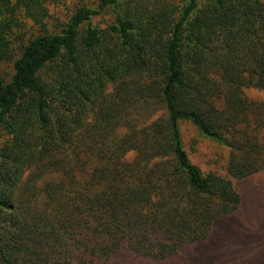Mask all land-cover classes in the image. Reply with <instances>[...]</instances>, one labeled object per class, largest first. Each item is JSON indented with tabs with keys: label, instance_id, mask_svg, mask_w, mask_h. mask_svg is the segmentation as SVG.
I'll list each match as a JSON object with an SVG mask.
<instances>
[{
	"label": "trees",
	"instance_id": "1",
	"mask_svg": "<svg viewBox=\"0 0 264 264\" xmlns=\"http://www.w3.org/2000/svg\"><path fill=\"white\" fill-rule=\"evenodd\" d=\"M248 90H264V0H0V264L207 241L264 171ZM185 124L229 150L225 174L192 160Z\"/></svg>",
	"mask_w": 264,
	"mask_h": 264
},
{
	"label": "rangeland",
	"instance_id": "2",
	"mask_svg": "<svg viewBox=\"0 0 264 264\" xmlns=\"http://www.w3.org/2000/svg\"><path fill=\"white\" fill-rule=\"evenodd\" d=\"M107 17L95 23L105 25ZM251 98L264 101V90H248ZM185 144L192 160L205 172L226 173L229 150L221 144L197 136L185 124ZM195 149L191 151V147ZM242 196L240 208L232 215L216 221L211 237L183 249L165 260H152L123 248L118 256L105 264H264V171L235 182Z\"/></svg>",
	"mask_w": 264,
	"mask_h": 264
}]
</instances>
